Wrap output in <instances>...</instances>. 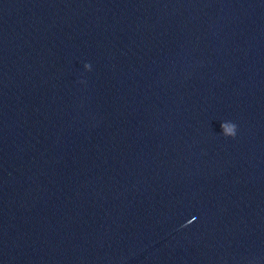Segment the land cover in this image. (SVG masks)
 <instances>
[{"label": "clouds", "instance_id": "clouds-1", "mask_svg": "<svg viewBox=\"0 0 264 264\" xmlns=\"http://www.w3.org/2000/svg\"><path fill=\"white\" fill-rule=\"evenodd\" d=\"M84 69L85 71H91L92 70L91 64L85 63ZM237 127L238 126L234 122L223 121L221 124V129H222L221 135H223L225 138H235L237 134Z\"/></svg>", "mask_w": 264, "mask_h": 264}]
</instances>
